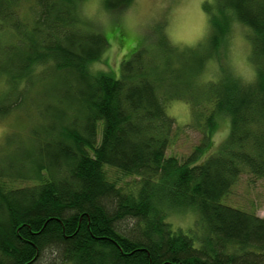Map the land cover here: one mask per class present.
Segmentation results:
<instances>
[{
	"label": "trees",
	"instance_id": "obj_1",
	"mask_svg": "<svg viewBox=\"0 0 264 264\" xmlns=\"http://www.w3.org/2000/svg\"><path fill=\"white\" fill-rule=\"evenodd\" d=\"M24 1L0 0V118L36 112L0 157V264H264V218L226 204L242 176L264 180V0H215L206 45L183 52L163 35L120 78L95 69L109 42L80 15L87 0H34L23 18ZM135 1L105 5L123 13ZM237 24L250 32L253 80L220 64L201 85ZM174 100L205 138L184 161L167 155L182 130L167 114ZM224 116L229 136L202 162ZM181 212L197 226L168 222Z\"/></svg>",
	"mask_w": 264,
	"mask_h": 264
},
{
	"label": "rangeland",
	"instance_id": "obj_2",
	"mask_svg": "<svg viewBox=\"0 0 264 264\" xmlns=\"http://www.w3.org/2000/svg\"><path fill=\"white\" fill-rule=\"evenodd\" d=\"M31 1L25 0L21 7V15L26 17V7ZM106 0H87L81 3L79 13L93 30L101 32L108 40L109 47L105 51L96 70L111 73L120 78L121 64L129 60L135 51L149 49L158 43L163 35L172 47L179 51L196 50L207 40L211 33V14L206 7L214 9L215 0H136L134 5L123 13H112L106 9ZM3 40H9L1 35ZM250 32L242 27H234L230 44L222 52L219 59L207 64L199 77V83L205 85L220 76L219 65L247 80H253L255 68L251 62ZM205 48L202 50L205 52ZM189 55V54H188ZM192 59V58H191ZM192 64V62H188ZM4 77L0 73V91L4 90ZM167 114L175 120L182 130L174 137L167 155L185 160L204 142L202 131L188 127L192 121L191 108L181 100L167 102ZM36 112L32 109L27 113L13 112L10 116L0 118V157L5 153L7 138L11 135L28 134L31 124L35 121ZM228 118L219 120L218 130L210 140L211 145L204 151L202 162L214 154L229 136ZM100 125L99 138H101ZM108 177L121 187L131 184L133 178L125 177L116 169L106 168ZM226 204L234 208L256 214L264 218V180L244 175L232 189ZM175 228L191 229L199 221L193 212H181L168 217ZM199 223V222H198ZM199 232V228L197 231Z\"/></svg>",
	"mask_w": 264,
	"mask_h": 264
}]
</instances>
